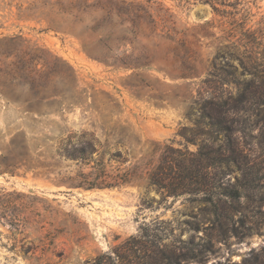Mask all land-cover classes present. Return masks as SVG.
Here are the masks:
<instances>
[{
  "label": "rangeland",
  "instance_id": "374dc122",
  "mask_svg": "<svg viewBox=\"0 0 264 264\" xmlns=\"http://www.w3.org/2000/svg\"><path fill=\"white\" fill-rule=\"evenodd\" d=\"M128 4L155 21L137 38L143 70L90 59L78 36ZM209 78L231 97L230 195L60 182L89 170L65 157L83 134L106 143L122 126L196 150L178 132ZM139 155L132 146L126 164ZM0 264H264V0H0Z\"/></svg>",
  "mask_w": 264,
  "mask_h": 264
},
{
  "label": "trees",
  "instance_id": "16d2710c",
  "mask_svg": "<svg viewBox=\"0 0 264 264\" xmlns=\"http://www.w3.org/2000/svg\"><path fill=\"white\" fill-rule=\"evenodd\" d=\"M101 10L100 17L92 25L83 26L78 34L83 52L90 59L113 69L148 68L150 58L143 47L137 46L146 16L150 18L147 24L150 32L156 29L148 10L131 4L120 10L114 7ZM127 19L129 25L126 26L124 21ZM168 31L166 28V35ZM125 45H130V50L119 51ZM186 66L191 67L189 64ZM192 73L182 74V77ZM134 75L140 76L138 73ZM212 81L211 78L205 79L203 91L196 90L186 113L193 124L183 125L178 132L185 142L195 144L196 150H189L186 146L175 147L166 142L149 141L145 145L122 126L116 127L114 134L105 133L106 143L93 133L83 134V140L66 150L65 157L77 160L89 170H78L75 177L61 179L60 182L90 189L121 187L144 179L149 187L166 196H187L209 203H213L215 194L230 195L231 190L223 184L219 172L234 161L230 144L231 97L229 92L216 93ZM138 83L130 88H138ZM92 105L86 106V110L99 108ZM109 136L113 139L112 144L107 141ZM132 146L138 147L140 155L127 165V154Z\"/></svg>",
  "mask_w": 264,
  "mask_h": 264
}]
</instances>
